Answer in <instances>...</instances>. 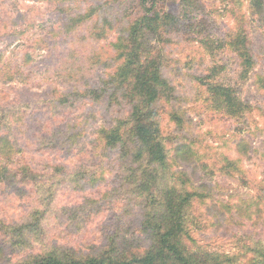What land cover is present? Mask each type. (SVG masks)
<instances>
[{
  "label": "rangeland",
  "instance_id": "rangeland-1",
  "mask_svg": "<svg viewBox=\"0 0 264 264\" xmlns=\"http://www.w3.org/2000/svg\"><path fill=\"white\" fill-rule=\"evenodd\" d=\"M155 4L152 15L176 20L168 23L170 33L162 45V73L172 95L158 101L155 110L172 169L184 172L190 188L203 193L191 205L197 222L192 237L206 250L234 255L232 264H251L254 254L247 247L264 244V0ZM90 10V20L66 31L67 17ZM137 13L138 0H0V108L9 119L12 108L20 117L31 113L34 118L36 106L45 105L44 117L60 120L53 123L56 129L64 118L59 128L66 140L65 147L49 152L58 160L82 153L80 160L69 159L70 168H57L50 175L51 191H61L54 194L51 207L49 198L42 201L44 231L31 247L78 251L87 246L84 253L95 255L113 241L129 242L132 248L148 245L139 200L128 194L117 168L100 162L102 142L95 148L90 142L98 128L112 126L128 109L109 106L105 99H86L73 107L51 104L47 111L49 99L39 104L34 96V105L27 107L24 98L28 93L42 97L53 87L64 93L97 88L114 72V44ZM241 50L245 56H240ZM223 88L240 107L228 103ZM13 132L15 139L31 140L32 132L22 120ZM71 134L78 136L71 139ZM178 146L190 148L188 160L175 158ZM49 161L43 170H48ZM83 163L86 167L80 171L94 178L90 184L81 179L82 190L76 191L68 176ZM27 195L32 196L29 186L14 185L10 179L0 184V264H13L32 252L29 246L16 249L7 230L26 218ZM85 196L86 204L79 206Z\"/></svg>",
  "mask_w": 264,
  "mask_h": 264
},
{
  "label": "trees",
  "instance_id": "trees-1",
  "mask_svg": "<svg viewBox=\"0 0 264 264\" xmlns=\"http://www.w3.org/2000/svg\"><path fill=\"white\" fill-rule=\"evenodd\" d=\"M155 3L156 0H138L139 13L127 22L125 34L114 44L117 61L115 70L108 78L101 80L97 88L76 89L64 93L53 87L42 97L38 93L24 95L27 107L34 105L30 100L34 96L39 98V104L43 102L42 99H49L47 111L51 110V104L53 107L66 108L86 99L94 102L105 99L109 106H123L128 109L125 116L116 119L112 126L98 128L97 138L90 142L94 148L97 142H102L103 150L100 153L103 156L100 162L106 161L111 168H117L116 175L128 188V194L139 200L141 230L146 235L148 245L145 248H132L129 242L123 244L121 240L118 243L113 241L107 249L102 248L95 255L84 253L87 246H81L78 251L56 245L31 247L40 240L44 231L45 208L42 201L49 198L47 205L51 207L54 194L56 197L57 192L61 191H51L53 183L49 185L47 181L54 178H50V175L57 168H70L69 159L75 162L82 153L77 152L68 156L69 158L65 156L67 158L64 160H58L49 152V148L56 150L65 147L66 140L61 137L65 133L59 128L64 118L56 129L53 123L60 120L51 119L50 116L45 118V105L36 106L38 116L34 118L28 115L31 113H22L20 117L12 108L9 113L12 119H9L5 109L0 108V184L10 179L14 185L21 183L29 186L32 194L27 195L30 206L24 221L7 227L12 234L9 236L10 241L16 249L23 250L27 246L32 249V252L20 256L13 264L235 263L237 258L234 255L209 251L195 243L192 232L197 227V222L193 211L191 212V205L203 193L191 189L190 180L184 172H174L168 160L155 104L171 98L172 95L162 73V45L170 33L168 23L172 22L174 25L176 20L167 15H152ZM92 16L93 10H90V14L86 12L83 15L67 17L66 31L72 32ZM95 29L93 27L92 31ZM243 55L245 56L241 50L240 56ZM247 59H244L246 65L249 63ZM222 90L228 103L240 107L241 103L227 89ZM20 120L28 124L32 132L31 140L25 137L19 140L10 135L11 132L15 133L13 131ZM77 136L71 134L69 138L75 139ZM26 154L31 157H25ZM174 154L177 159L188 160L187 157L192 151L189 147L178 146L174 149ZM19 155L23 158L20 159ZM95 157L96 155L92 156ZM50 159L48 170H43L44 163L50 162ZM84 165L76 166L79 171L68 176L78 186L76 191L82 190L78 183L81 179L82 183L90 184L94 178L91 172L80 171L86 167ZM231 166L236 167V163L231 162ZM88 174L90 175L86 178ZM87 198L85 196L78 205H85ZM247 248L254 254L251 264H264L263 243L255 244V248Z\"/></svg>",
  "mask_w": 264,
  "mask_h": 264
}]
</instances>
